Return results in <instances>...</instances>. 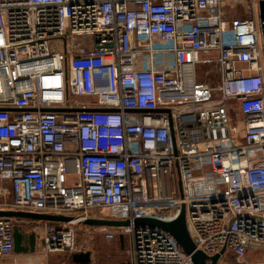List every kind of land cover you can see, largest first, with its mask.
<instances>
[{"label": "built area", "instance_id": "2783aa9c", "mask_svg": "<svg viewBox=\"0 0 264 264\" xmlns=\"http://www.w3.org/2000/svg\"><path fill=\"white\" fill-rule=\"evenodd\" d=\"M262 2L0 0V210L74 217L0 216V264L16 225L73 253L91 218L130 221L94 226L128 237L116 264H192L135 224L183 207L197 249L264 264Z\"/></svg>", "mask_w": 264, "mask_h": 264}, {"label": "water", "instance_id": "95a60500", "mask_svg": "<svg viewBox=\"0 0 264 264\" xmlns=\"http://www.w3.org/2000/svg\"><path fill=\"white\" fill-rule=\"evenodd\" d=\"M263 15H264V2L261 3ZM98 41V40H97ZM99 47V46H98ZM81 110V109H77ZM0 216L16 217V218H30L34 220H47V221H70L74 217L66 215H53L32 213L25 211H2L0 210ZM83 224L91 226H109L120 227L130 224L129 220H112V219H96L91 218L83 222ZM136 225H151L153 227H159L163 230L171 233L183 251L190 255L192 264H219L220 254L215 256H208L203 251L197 249L194 243L185 218V207L182 208L178 217L173 221H162L155 218H137L135 219ZM15 238V252L16 253H34L37 250L36 235L34 233H24L22 228L18 225L14 229ZM119 239L121 242V249H124V235L120 234ZM68 258L75 264H92V252L91 251H76L70 253Z\"/></svg>", "mask_w": 264, "mask_h": 264}, {"label": "rangeland", "instance_id": "374dc122", "mask_svg": "<svg viewBox=\"0 0 264 264\" xmlns=\"http://www.w3.org/2000/svg\"><path fill=\"white\" fill-rule=\"evenodd\" d=\"M205 72L211 73V76L206 77ZM200 78L208 79L212 82L217 83L220 76L218 73V69L215 66H211L210 68H203L202 71L200 70ZM228 106L231 108V118L234 122L240 123L241 121V114L238 112V102L235 100L228 101ZM128 240L126 236L124 239V243ZM77 243L79 249L85 248H93L95 251V255L98 259L97 264H116L125 261L126 256L121 249L119 239L109 241L105 239L104 235L100 233L94 226L83 224L80 226L79 234L77 237ZM41 250H37L34 252L36 255H42ZM69 252H62V253H49L48 255H43L42 257L50 258V264H71L72 260L68 258ZM252 256V253H251ZM259 254L252 259H257ZM11 264H17L18 258L16 255L7 260ZM219 264H244L239 262L232 254L226 253L222 259L220 260Z\"/></svg>", "mask_w": 264, "mask_h": 264}, {"label": "crops", "instance_id": "0c3cea01", "mask_svg": "<svg viewBox=\"0 0 264 264\" xmlns=\"http://www.w3.org/2000/svg\"><path fill=\"white\" fill-rule=\"evenodd\" d=\"M121 245V244H120ZM81 251H91L92 252V264H97L98 259L95 255V251L93 248H85ZM43 255H36L35 253H16V257L18 258L17 264H50V258L42 257ZM46 256V255H45ZM1 264H11L8 261ZM71 264H75L73 261Z\"/></svg>", "mask_w": 264, "mask_h": 264}, {"label": "flooded vegetation", "instance_id": "af4514ba", "mask_svg": "<svg viewBox=\"0 0 264 264\" xmlns=\"http://www.w3.org/2000/svg\"><path fill=\"white\" fill-rule=\"evenodd\" d=\"M235 257V256H234ZM236 258V257H235ZM237 259V258H236Z\"/></svg>", "mask_w": 264, "mask_h": 264}]
</instances>
